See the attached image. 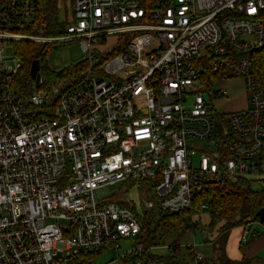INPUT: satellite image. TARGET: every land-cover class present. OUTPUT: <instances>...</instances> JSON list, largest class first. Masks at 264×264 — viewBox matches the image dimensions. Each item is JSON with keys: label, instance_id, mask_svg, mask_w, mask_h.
Instances as JSON below:
<instances>
[{"label": "built area", "instance_id": "1", "mask_svg": "<svg viewBox=\"0 0 264 264\" xmlns=\"http://www.w3.org/2000/svg\"><path fill=\"white\" fill-rule=\"evenodd\" d=\"M71 2L55 34L44 27L49 0H0V44L14 47L0 50V264L94 254L96 264L107 249L134 264H215L195 242L163 244L173 232L144 231L135 205L105 197L135 185L155 193L143 200L147 211H186L188 228L199 229L193 218L209 209L212 186L246 178L264 187V85L255 74L264 0ZM75 39L90 53L79 76L40 77L31 91L20 84L17 42ZM112 39L94 61V47ZM228 76H244L249 96L230 116L212 100L227 95L213 81ZM255 223L264 226H243V242L259 234Z\"/></svg>", "mask_w": 264, "mask_h": 264}, {"label": "trees", "instance_id": "2", "mask_svg": "<svg viewBox=\"0 0 264 264\" xmlns=\"http://www.w3.org/2000/svg\"><path fill=\"white\" fill-rule=\"evenodd\" d=\"M71 5V0H67L65 12L71 9ZM49 6L48 18L51 23L44 27L49 32L52 26L54 29L52 32L60 34L64 30L63 24H60L59 29L56 28V25L59 24L58 13L60 0H49ZM69 20V12H67L64 24L69 23ZM47 45L31 41H20L16 43V52L21 56L24 63L19 74V82L28 91H31L34 85V80L30 74L32 63L36 59H39L40 63L42 62L43 52ZM255 58V74H257L259 82L264 85V48L255 52ZM88 65V58L60 70H54L41 65L40 74L45 84L62 79L70 80L72 77L79 76L80 72ZM210 189L209 211L212 222L215 223L218 219L225 220L224 225L220 229V234L213 245L216 251V257L214 258L215 264H251L253 258L244 255L243 252L239 259H234L229 256L227 252L228 236L233 228L241 227L243 231V226H246L247 223L259 220L257 213L263 206L264 189H255L253 183L246 178L226 179L225 183L221 186H212ZM120 203L130 207L126 202L120 201ZM137 214L141 219L144 231L154 226L156 231L162 228L166 233H171L178 229L185 232L191 222V214L186 211L172 213L158 210L156 215H153V212L145 210L143 215ZM196 223L198 224V222ZM240 245L242 249V240ZM93 258H95V254L82 255L80 258L71 259L68 264H88L89 260Z\"/></svg>", "mask_w": 264, "mask_h": 264}, {"label": "rangeland", "instance_id": "3", "mask_svg": "<svg viewBox=\"0 0 264 264\" xmlns=\"http://www.w3.org/2000/svg\"><path fill=\"white\" fill-rule=\"evenodd\" d=\"M67 5V4H66ZM66 8V6H65ZM69 10V8H68ZM64 9L59 10V16L61 19H65ZM62 14V15H61ZM116 39H112L108 44L107 42L94 47V61H97L96 56L101 54H106L110 48L115 46ZM3 48V53L6 55L14 54V47L8 43L0 44V50ZM90 53L85 51L79 40L75 39L73 41L61 42L48 44L43 52V59L41 65L49 67L54 70H60L70 65L77 64L82 60L89 58ZM214 89H224L226 90V96L220 98H212L214 109L219 114H225L230 116L232 113L244 110L248 107L249 96L247 80L244 76H228L226 78H220L213 81ZM255 189H262L259 185L253 184ZM107 200H115L130 203L137 207V212L141 215L144 214L145 206L143 204L144 199H154L155 193H141L138 187L126 185L124 182L121 183L120 188H117L113 193L107 197ZM157 209L152 210L153 215H156ZM157 217V216H156ZM197 221V227L199 229H194L195 227L188 228L185 232L183 230H176L170 235H168L163 244L170 245L177 241L179 245H186L195 242L198 245V249H201L207 256L215 258L216 251L214 249L213 243L216 241L220 234V229L224 225L225 220L218 219L215 223L212 222L211 214L209 209L201 212V215H196L193 218V222ZM254 227L259 229V233L264 234V226L259 223H255ZM201 228H208V234L201 232ZM240 227H235L231 230L229 234V241L227 246V252L230 257H235L240 252V247L236 244V237L240 234ZM245 245V244H244ZM244 245L242 247H244ZM160 254H167L168 250L166 248H161L157 250ZM120 251L114 249L103 250L101 254L96 258V264H134L132 261H124L119 258ZM57 264H67L65 262H59ZM251 264H264V251L256 254L255 258L252 260Z\"/></svg>", "mask_w": 264, "mask_h": 264}, {"label": "crops", "instance_id": "4", "mask_svg": "<svg viewBox=\"0 0 264 264\" xmlns=\"http://www.w3.org/2000/svg\"><path fill=\"white\" fill-rule=\"evenodd\" d=\"M240 234L236 237L235 241L237 246H241V234H242V228L240 227ZM229 241V240H228ZM245 244V245H244ZM242 249H240V252L233 257L234 259H239L242 256V252L244 255L252 257L253 259L255 258L256 254L264 251V234L262 232L259 233L258 236L251 238L247 242L242 241Z\"/></svg>", "mask_w": 264, "mask_h": 264}, {"label": "water", "instance_id": "5", "mask_svg": "<svg viewBox=\"0 0 264 264\" xmlns=\"http://www.w3.org/2000/svg\"><path fill=\"white\" fill-rule=\"evenodd\" d=\"M40 67H41V63L39 59H36L33 61L32 66H31V77L33 78V80L35 81V85L38 86L39 85V80L41 77L40 74ZM257 217L259 218V221L261 223H264V207H262L258 213H257Z\"/></svg>", "mask_w": 264, "mask_h": 264}]
</instances>
